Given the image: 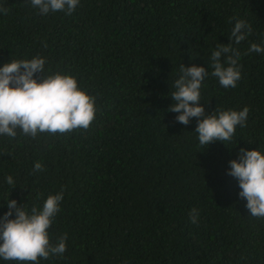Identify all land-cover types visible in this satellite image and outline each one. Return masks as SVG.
Segmentation results:
<instances>
[{"label":"trees","instance_id":"obj_1","mask_svg":"<svg viewBox=\"0 0 264 264\" xmlns=\"http://www.w3.org/2000/svg\"><path fill=\"white\" fill-rule=\"evenodd\" d=\"M0 9V66L42 57L38 82L71 75L95 102L87 130L0 135V216L8 199L30 212L63 190L48 232L53 244L67 234L66 251L37 264H264V218L250 215L227 174L239 149L264 154V53L248 52L264 46V0H80L71 15L0 0ZM236 20L252 32L232 45L241 79L225 89L210 56L231 42ZM180 64L209 72L206 115L249 108L228 145L203 147L198 118L184 125L168 110ZM35 162L44 170L34 172Z\"/></svg>","mask_w":264,"mask_h":264},{"label":"clouds","instance_id":"obj_2","mask_svg":"<svg viewBox=\"0 0 264 264\" xmlns=\"http://www.w3.org/2000/svg\"><path fill=\"white\" fill-rule=\"evenodd\" d=\"M80 0H30L33 8L41 15L49 12H64L71 15ZM7 14V9H0ZM252 32L244 20H236L229 36L230 43H218L210 56L212 72L220 85L235 88L241 79L238 61L241 53L233 44H240ZM248 52L264 53V46L252 43ZM45 59L11 60L0 66V135L9 138L17 136V130L25 136L37 137L39 133L64 134L75 129L87 130L95 119L94 97L78 87L75 77L56 73L43 77L39 82L35 73H43ZM180 76L174 81V91L169 111L178 115L176 121L187 125L191 118H198L195 132L203 147L214 141H233L237 126H246L249 108L219 111L205 114L200 89L209 72L204 66H184L180 64ZM227 174L235 178L239 185V197L246 199L245 207L250 215L264 218V154L257 149H239L238 159L229 161ZM40 162L34 163V172L43 171ZM6 183L14 185L11 175ZM63 190L49 194L42 208L33 206L26 211L15 199L6 201L7 211L0 216V258L5 261L33 262L40 258L62 256L66 251L65 233L53 244L50 242L49 228L60 212ZM13 212L15 217L12 218ZM196 208L189 211L192 223L198 222Z\"/></svg>","mask_w":264,"mask_h":264}]
</instances>
